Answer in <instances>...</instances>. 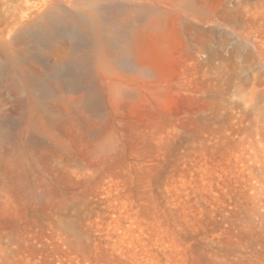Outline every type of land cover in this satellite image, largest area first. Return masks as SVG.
Listing matches in <instances>:
<instances>
[{"label":"rangeland","instance_id":"rangeland-1","mask_svg":"<svg viewBox=\"0 0 264 264\" xmlns=\"http://www.w3.org/2000/svg\"><path fill=\"white\" fill-rule=\"evenodd\" d=\"M52 1L98 23L0 32V264H264V0Z\"/></svg>","mask_w":264,"mask_h":264},{"label":"bare ground","instance_id":"bare-ground-1","mask_svg":"<svg viewBox=\"0 0 264 264\" xmlns=\"http://www.w3.org/2000/svg\"><path fill=\"white\" fill-rule=\"evenodd\" d=\"M53 3L55 2L52 0H46L45 10L35 16L34 7L29 4V0H0V26L3 25V28L0 29L1 37L4 38L6 34L13 35L14 37H10L25 43L27 46L26 54L30 57L35 55L33 50H36L38 45H52L54 38L59 34L62 36L72 35L78 44L90 46L92 42L90 41L88 25L98 23L96 13L91 12L88 16H82L63 10L56 14L52 11ZM96 5H98L97 1L90 3L93 8ZM4 46L7 56L3 64L0 65V78L5 75L9 77L7 74L13 73L16 76L19 75L23 83L35 82L36 76L33 70L24 65L26 58L20 55L21 62L16 61L15 54L13 52L9 54L11 52L8 47L9 44L4 42ZM88 62L89 55L73 57L66 68L77 79L82 80L86 75L83 77L79 69H84ZM86 83L89 86L92 85L88 80Z\"/></svg>","mask_w":264,"mask_h":264}]
</instances>
